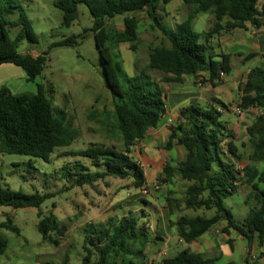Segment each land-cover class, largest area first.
Instances as JSON below:
<instances>
[{
  "label": "trees",
  "instance_id": "16d2710c",
  "mask_svg": "<svg viewBox=\"0 0 264 264\" xmlns=\"http://www.w3.org/2000/svg\"><path fill=\"white\" fill-rule=\"evenodd\" d=\"M172 0H54L53 6L62 14V24L70 26L76 18L78 4L88 10L92 25L89 29L98 53V63L105 80V87L114 99L113 118L120 136L121 148L102 144H90L77 153L90 160L91 166L103 168L90 172L89 167L79 161L63 166V174L76 176L72 186H92L98 180L110 176L120 180L131 179L135 189L145 187L141 167L132 159L130 149L143 140L148 129L155 128L166 113L164 94L159 83L152 80L148 71L162 73L159 82L181 83L184 77L206 73L207 82L217 85L222 79L219 73L228 74V56L215 54L209 41L222 32L244 29L249 23L260 24L261 13L257 0H181L191 7L186 18L173 27L161 22L160 12ZM144 11L161 35L158 45L150 47L146 70L128 76L123 70L118 45L128 44L135 52L138 42V22L135 13ZM212 16L210 29L197 33L193 21L199 14ZM13 17V19H10ZM122 17L123 30L108 28L107 23ZM17 29L13 39L9 30ZM85 32V31H84ZM78 36H70L53 47L76 46ZM26 41L36 43L30 23L17 0H0V65L10 64L21 69L28 82H35L46 61L47 52L31 55L17 51ZM34 93H12L0 86V153L16 154L47 161L57 149L70 146L76 134L72 130L63 110H53L41 84H35ZM237 108L241 111L256 109L260 115L246 127L252 154L250 161H264V68H252L239 87ZM223 108H225L222 105ZM221 112L212 105L188 106L178 113L176 123L169 127L165 149L173 142L185 151V158L175 167L167 166L164 182L177 176L188 185L183 199L173 198L168 191L165 201L170 215L177 210H213L210 218L180 215L170 226L180 240L190 244L205 234L212 226L222 223L226 236L235 232L247 242V253L252 243L264 244V169L260 171L247 165L239 172L228 158L236 156V146L228 138L231 132L220 120ZM237 158V157H236ZM217 165L215 171L213 164ZM250 188L246 201H251L241 224L235 223L231 211L223 200L238 191L240 186ZM45 195H26L8 188H0V207L13 209L39 208ZM175 211V212H174ZM0 227L18 235V229L9 218ZM36 230L42 242L59 246L66 227L57 222L52 214L38 212ZM81 249L84 257L81 264H147L145 249L150 242L147 229L133 215L109 217L99 223H88L81 229ZM229 242V240H228ZM6 242L0 236V255L5 252ZM62 264H68L65 259ZM161 264H216L214 259L203 254L185 250ZM226 264H233L228 262ZM244 264H248L245 259Z\"/></svg>",
  "mask_w": 264,
  "mask_h": 264
},
{
  "label": "rangeland",
  "instance_id": "374dc122",
  "mask_svg": "<svg viewBox=\"0 0 264 264\" xmlns=\"http://www.w3.org/2000/svg\"><path fill=\"white\" fill-rule=\"evenodd\" d=\"M17 2L23 9L36 37L35 44L23 41L17 51L21 53L24 48L26 52L34 55L47 52L40 76L34 83L28 82L26 86L23 84L25 89L19 91L34 93L35 84H41L45 96L51 102L52 109H61L65 112L76 137L70 146L57 148L47 161L29 156L0 153V188H8L26 195L46 196L39 208L0 207V223L9 218L18 229V235H16L0 227V236L6 242L5 252L0 255V264H62L65 259L68 264H81L84 257L81 249L83 226L105 221L108 217L130 214L138 219L139 224L148 228L146 224L152 220L144 214L152 212L150 206L152 196L135 189L131 179L120 180L107 176L92 186L73 187L76 176L71 173L63 174V166L76 161L88 166L92 173L102 171L101 167L91 166L88 158L77 156L78 152L85 150L90 144L121 148L120 136L112 115L114 99L105 87L93 34L89 30L92 19L85 5L78 4L75 20L66 27L62 24L61 12L53 6L54 0H17ZM190 9L191 7L183 4L181 0H173L166 7L165 12L159 13V16L163 24L173 26L183 21ZM133 15L138 22V42L135 52L129 50L128 44H120L115 49L119 53L123 70L128 76L134 75L137 71L146 70L150 47L158 45L161 41L160 32L156 28H151L152 21L144 11ZM211 20V14H199L193 22L194 30L197 33L209 30ZM107 27L122 31V17L111 19ZM14 32L15 29L9 30L10 39L15 36ZM70 36H78L76 46L50 48L51 44ZM147 72L153 75L154 79L162 76L161 73L148 70ZM6 76V83H1L0 86L9 87L16 80V77H10L12 75L6 74ZM19 91L17 92L21 93ZM237 101L238 99L236 103L223 108L227 115L223 114L220 117L222 122H227L232 127L231 135L237 142L236 156L229 154L225 149L226 154L239 172H242L247 165L262 171L264 161H250L252 146L246 135V127L251 125L257 117L246 118V114L251 109L244 111L245 114L242 117L231 111L230 108L234 107ZM239 123L241 125L237 126ZM234 126L236 127L233 129ZM216 169L217 165L214 163L212 170ZM181 184L182 187L177 189L180 200L183 199V190L191 183L181 181ZM249 191L250 188L247 185H242L236 193L223 200V205L231 211L232 218L237 224L242 223L252 206L251 201L245 200ZM153 197L164 199L158 194ZM164 202L166 203L165 199ZM175 211L178 215L180 212V215L205 218H210L214 214L213 210L204 209L195 211L175 209ZM38 212L42 215H54L57 222L66 227L67 230L59 246L54 247L42 242L36 230ZM153 224L156 227L155 221ZM221 234L222 229L218 235ZM236 235L232 232L230 238L233 240L228 242L232 246V251L229 250L228 245L221 246L224 252L227 250L230 253V257H221L215 263L244 264L246 259L248 264H264V244L259 246L253 242L248 254L246 240ZM171 244L172 249L167 251L166 258L188 250L185 246L177 244L176 238ZM194 248V246L190 247L192 250Z\"/></svg>",
  "mask_w": 264,
  "mask_h": 264
},
{
  "label": "crops",
  "instance_id": "0c3cea01",
  "mask_svg": "<svg viewBox=\"0 0 264 264\" xmlns=\"http://www.w3.org/2000/svg\"><path fill=\"white\" fill-rule=\"evenodd\" d=\"M257 9L262 14L259 17L260 24L258 26L254 27L247 23L244 29L222 32L209 41L215 54L223 53L228 56L230 70L217 85L212 86L207 82L208 75L206 73L197 74L196 77H184L181 83L169 84L159 82L163 75L159 79H154V76L148 73L152 80L159 83V87L164 94L166 113L161 117L158 125L155 128L148 129L143 140L130 149L132 159L141 167L144 173L145 187L143 189L152 196L150 201L152 212L144 214L152 220L149 224H146V227L150 225L146 228L150 239L145 249L147 264H161L162 259L166 258L167 251L172 249L171 242L174 238L177 239V244L185 246L190 252L203 254L205 258L216 261L224 256L230 257V253L227 250L224 252L221 246L228 245L229 250L232 251V246L228 243V240H233L230 238L233 231L229 232L228 236L223 235V233L218 235L222 229V224L212 226L205 234L190 244L180 240L175 229L170 226V221H174L178 214L170 215L164 199L168 191L172 193L173 198L180 199L177 189L182 187V184L177 176H173L170 180L164 182V171L167 166L175 167L178 162L183 161L185 151L174 142L168 150L165 149V145L170 133L169 127L176 123L181 109L188 106L204 107L212 105L221 111V115H227V112L223 111L222 105L226 107L229 104L236 103L240 93L239 87L243 85L248 72L252 68H264V0H257ZM173 26L167 25V27ZM16 32L17 29L14 33ZM21 53L31 54L26 52L24 48ZM16 68L10 64L0 65V85L6 83V74L12 75L10 77H16L13 84H10L9 87L6 86L11 92L23 91L25 89L23 84L25 86L28 84L24 72ZM233 106L236 107V104ZM258 113V110L251 109L246 114V118L253 119L258 116ZM244 114L245 112H241L239 116L242 117ZM223 123L227 131L231 132L232 127L227 122ZM240 125L239 123L237 126ZM228 140H231L236 146L237 142L233 135ZM138 190L141 191L142 188ZM151 192L155 193L153 195L158 194L159 197L164 199L153 197ZM153 221L156 222V227H154ZM153 228H155V231H153ZM193 246L195 248L190 249Z\"/></svg>",
  "mask_w": 264,
  "mask_h": 264
},
{
  "label": "built area",
  "instance_id": "2783aa9c",
  "mask_svg": "<svg viewBox=\"0 0 264 264\" xmlns=\"http://www.w3.org/2000/svg\"><path fill=\"white\" fill-rule=\"evenodd\" d=\"M224 77V75L222 73H219V78L222 79ZM219 110V109H218ZM231 111H233L234 113H236L237 115H239L241 113V111L236 107H232L230 108ZM220 111V110H219ZM221 112V111H220ZM141 192H143L144 194H146V190L142 188ZM148 227V226H147Z\"/></svg>",
  "mask_w": 264,
  "mask_h": 264
}]
</instances>
